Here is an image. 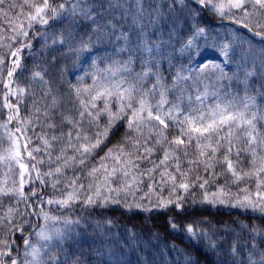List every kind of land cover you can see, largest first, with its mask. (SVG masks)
<instances>
[{
  "label": "snow or ice",
  "instance_id": "6c2138e0",
  "mask_svg": "<svg viewBox=\"0 0 264 264\" xmlns=\"http://www.w3.org/2000/svg\"><path fill=\"white\" fill-rule=\"evenodd\" d=\"M185 10L194 26L179 39L175 21ZM206 12L239 28L226 31L224 42L209 44L207 29L195 26ZM105 17L111 19L100 23ZM67 18L89 21L91 34L77 40L72 32H48L51 21ZM169 19L168 41H152ZM37 38L44 47L49 40L60 46L72 41L68 51L77 57L107 39L113 55L103 58V67L93 59L63 94L39 66L22 86L23 54H31ZM201 39L222 63L193 65ZM165 44L187 54L188 63L173 64ZM165 57L170 83L161 73ZM233 62L229 75L223 65ZM257 76L264 89V0H0V109L7 112L0 111V264H68L63 245L80 221L63 213L76 206L182 210L191 199L264 214V110L250 94ZM119 125L123 135L100 156ZM184 230L207 237L195 223ZM249 231L259 234L255 226ZM252 239L246 256L236 244L231 254L242 255L241 264H264V248Z\"/></svg>",
  "mask_w": 264,
  "mask_h": 264
},
{
  "label": "trees",
  "instance_id": "16d2710c",
  "mask_svg": "<svg viewBox=\"0 0 264 264\" xmlns=\"http://www.w3.org/2000/svg\"><path fill=\"white\" fill-rule=\"evenodd\" d=\"M179 15L180 19L175 21L177 35L179 39H186L191 33L194 22L188 16V10ZM108 19L111 17H105L100 23H104ZM122 23L123 21L118 22V24ZM172 23L171 19L166 21L158 30L159 35L151 37L152 41L162 39L167 42L169 32L172 30ZM195 26L207 29L209 44L212 43L213 39L217 43L224 42L226 31L239 28L238 25H231L227 19L221 20L210 12L203 13L195 21ZM92 28L93 25L82 18L55 20L47 26L50 34L59 35L61 32H72L77 40L80 36L87 38L92 32ZM244 33L246 30H242L240 34L243 35ZM31 35H35V33L30 34V38ZM246 38L252 40L255 45L261 43L259 38L255 36L247 35ZM174 43L178 48L179 41L174 40ZM70 44L74 45V42L68 41L60 46L52 45L51 40H49V46L44 47L42 38L33 40L31 54L27 51L23 54V63L27 70L18 77L20 84L22 86L28 84L31 71L35 66H39L38 70L46 71V79L52 81L53 86L58 88L61 94L65 93L68 82L75 84L77 75H84V72L90 69L92 60L97 59L94 54L83 57V53H81L77 57L75 53L68 51ZM202 44H204L203 39L200 40V45ZM164 51L172 56L173 64L179 66L181 63H188L187 54L173 53L172 47L167 44H165ZM200 53L212 57L219 56L215 49L205 45L200 47ZM239 55L240 50L237 49L236 57L238 58ZM53 57L56 58L55 63H53ZM204 61L202 62L218 63L216 59ZM223 66L229 75L235 70V62L232 65ZM136 68L139 71L138 64ZM175 70L173 68L172 72L174 73ZM161 73L170 83L171 77L167 57L164 58ZM259 79L257 76L250 81V94L256 96L257 107L264 110V89H260ZM85 80L86 83H91L89 79L85 78ZM150 83L151 81H149ZM34 88L37 97L42 95L38 85ZM174 98V95L169 96V99ZM2 102V85H0V104ZM31 103L32 97L30 96L27 102L21 106L22 117L27 116ZM0 111H3L4 116L7 115L6 111L2 109ZM124 131L123 125L115 128L103 146V150L99 151V155H104L108 148L116 144ZM244 166L247 168V163ZM197 195L199 198L198 191ZM7 203L8 201L5 200V204ZM59 211L53 209L54 214ZM66 212L75 213V215L80 214L78 232L69 237L64 246L65 251L71 257L68 264H73L76 259H79L80 264H241L243 256L247 254L245 246H250L253 243V236H255V242L264 248V243H262L264 242V214L226 205L199 202L193 204L189 199L182 210L169 207L163 210L142 211L129 210L121 205H110L106 208L87 210L76 206ZM82 214L87 216L85 220L82 219ZM31 219L36 223L35 218ZM170 220H174L178 227L173 228ZM107 221H111V224H108ZM189 223H195L199 229L207 233V237H191L184 230V226ZM97 224L105 229L103 233ZM244 225L249 227H243ZM251 226H255L259 230V234L250 233L249 228ZM16 241L22 248V237L19 233H16ZM234 244L238 245V253H243V256L238 254L234 257L231 254Z\"/></svg>",
  "mask_w": 264,
  "mask_h": 264
},
{
  "label": "rangeland",
  "instance_id": "374dc122",
  "mask_svg": "<svg viewBox=\"0 0 264 264\" xmlns=\"http://www.w3.org/2000/svg\"><path fill=\"white\" fill-rule=\"evenodd\" d=\"M95 39H96V37L93 36V40H95ZM203 45L204 44H202L201 46H203ZM91 54H94L96 56L98 63L100 64L101 67H103L104 66V64L102 62L103 58L113 55V45L110 44L107 39H104V40L101 41V43L95 44L89 51L84 52L83 53V57H87L88 55H91ZM113 58L120 59L122 57H113ZM214 59H216L218 61V63H222V61H223L222 57H219V56H217V57L207 56L204 53H200V51H199L198 54L197 53L193 54L192 63H193V65L194 64H202V63L205 62L204 60L212 61ZM202 61H204V62H202ZM63 214L66 215V216H69L73 220H77L79 215H80V214L79 215H75V213L70 214L68 212H66V213L64 212ZM86 217L87 216L85 214H82V219L83 220H85ZM32 222L35 223V221H32ZM72 228H73V231L71 232L70 237L73 234H75L76 232H78V224L73 225ZM33 241L35 242V237H33ZM65 244L66 243H64L63 247L65 246ZM13 255H15V252L13 253Z\"/></svg>",
  "mask_w": 264,
  "mask_h": 264
}]
</instances>
